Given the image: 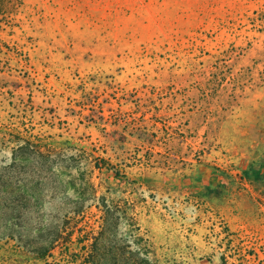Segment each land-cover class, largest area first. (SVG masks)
<instances>
[{
	"label": "rangeland",
	"instance_id": "obj_1",
	"mask_svg": "<svg viewBox=\"0 0 264 264\" xmlns=\"http://www.w3.org/2000/svg\"><path fill=\"white\" fill-rule=\"evenodd\" d=\"M0 168V264H264V0H0Z\"/></svg>",
	"mask_w": 264,
	"mask_h": 264
},
{
	"label": "trees",
	"instance_id": "obj_2",
	"mask_svg": "<svg viewBox=\"0 0 264 264\" xmlns=\"http://www.w3.org/2000/svg\"><path fill=\"white\" fill-rule=\"evenodd\" d=\"M23 143L18 145L12 153V158H11V163L10 165H7L4 167V169L8 168L11 169L13 167H15L17 165V162L20 161L21 162H27V160H29V158L33 157V158H41L44 155V151L45 149H43V147L39 144V143H34L30 140H24L22 141ZM1 169V168H0ZM3 187V185H2ZM12 183L9 182V185H7L5 187L6 192H8V190L10 189V191L8 192L9 194L15 195L16 191L18 190L17 188H14L12 190ZM23 191L26 193V195H32L33 192L31 191L30 188L27 187H22ZM24 198V197H23Z\"/></svg>",
	"mask_w": 264,
	"mask_h": 264
}]
</instances>
